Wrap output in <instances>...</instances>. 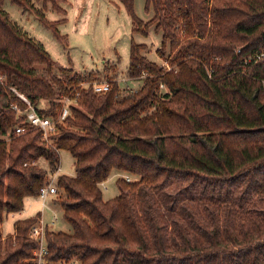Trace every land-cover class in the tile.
<instances>
[{"label": "trees", "instance_id": "16d2710c", "mask_svg": "<svg viewBox=\"0 0 264 264\" xmlns=\"http://www.w3.org/2000/svg\"><path fill=\"white\" fill-rule=\"evenodd\" d=\"M13 1L31 7L67 41L44 12L49 4L63 10L59 0H36L40 7L34 0ZM120 1L133 32L147 34L154 26L162 33L157 52L172 66L150 60L146 45L132 41L126 74L148 73L133 91L121 87L114 66L104 74L77 72L53 59L0 0V223L47 183L38 161L46 159L56 171L65 148L76 173L58 177L64 195L55 202L72 230L47 227L48 261L264 264V61L248 59L264 48V0H145L153 11L148 21L135 13L134 0ZM102 78L111 80L106 92L80 86ZM9 86L33 104L46 100L45 115L56 113L62 95L78 98L47 142L28 124L14 132L24 117L12 104H26ZM9 130L7 141L2 135ZM114 169L121 174L119 194L105 199L102 182ZM172 185L166 209L199 189L205 214L193 205L186 209L190 225L185 217L164 215L153 193L163 196ZM39 215L16 220L11 234L0 230V264H38L31 228Z\"/></svg>", "mask_w": 264, "mask_h": 264}, {"label": "rangeland", "instance_id": "374dc122", "mask_svg": "<svg viewBox=\"0 0 264 264\" xmlns=\"http://www.w3.org/2000/svg\"><path fill=\"white\" fill-rule=\"evenodd\" d=\"M34 2L38 7L42 6L41 1L34 0ZM59 4L63 10H56L49 4L44 12L49 20L58 21V29L62 34L67 35L66 42L59 40L52 30L40 21L31 7L25 8L13 0H4L3 8L13 21L30 36L41 42L53 59L61 64L71 66L77 72L100 71L101 74H104L106 66H114L117 79L124 90L137 88L143 81V78H131L126 74L132 41L146 45L143 53L150 60L159 64L165 63L164 58L157 52V48L162 43V33L157 31L154 26L149 28L147 34L133 32V20L120 0H59ZM134 10L144 21L150 20L153 16V11L146 7L145 0H134ZM38 105L39 108H43L47 105V101L42 100ZM59 153L58 177L62 174L75 175L72 153L65 148L60 149ZM38 163L47 170L48 175L53 173L46 159L42 158ZM119 173L117 169H114L104 182L105 186L102 187V191L105 199L119 194L117 185ZM174 192V185H172L162 192L163 196L153 193L160 202L159 210L164 215L169 218L182 216L181 218L187 219L189 213L185 210H190L192 205L200 210V214L204 213L202 205L204 195L199 189L182 193L179 204L171 209H166L163 202L171 200L174 197ZM63 195L64 192L59 191L58 194L49 195L45 201L39 195L28 196L21 211L4 214L3 221L0 223L2 234L13 233L16 220L33 217L39 213L38 219L43 218L49 229L71 231L72 226L65 219L62 207L55 202L56 197ZM186 222L190 225L188 219ZM197 236L203 239L199 233ZM43 264H65V262L47 260Z\"/></svg>", "mask_w": 264, "mask_h": 264}, {"label": "built area", "instance_id": "2783aa9c", "mask_svg": "<svg viewBox=\"0 0 264 264\" xmlns=\"http://www.w3.org/2000/svg\"><path fill=\"white\" fill-rule=\"evenodd\" d=\"M249 60L264 61V48L259 49L248 57ZM165 66L167 69H171L172 66L165 61ZM209 73H211V68H208ZM148 73L144 71L139 77L144 78ZM211 75V74H210ZM2 80V76H0ZM111 80L108 78L85 80L81 82L80 86L85 88L91 86L93 91L96 93H103L109 90ZM264 86V80H263ZM161 87H165L161 84ZM18 96L22 98L26 106H22L18 102L12 104V108L16 112L17 117H24L22 123L17 124L13 130L16 134L26 131L28 124L29 127L38 128L42 131V138L47 142H50L51 136L55 134L58 130L59 124H64L65 119L71 113V105L77 102L78 94L72 96L70 94H64L59 98L60 106L54 115H45L40 112L39 105L33 104L29 97L22 91L18 90L15 86H9ZM134 88H129L128 90L133 91ZM11 130H9L5 135H2L7 141L11 140ZM60 168V166H59ZM53 171L48 175L47 183L44 184L39 192V196L45 201L49 195L58 193L57 178L58 171ZM125 178L130 181L133 179L130 175H125ZM102 186H105L102 182ZM48 224L44 222L43 218H39L38 221L31 228V236L38 242V247L35 249V258L38 264H43L47 261L46 254L48 253L47 242H46V230ZM78 260H71L69 262L65 261V264H78Z\"/></svg>", "mask_w": 264, "mask_h": 264}, {"label": "crops", "instance_id": "0c3cea01", "mask_svg": "<svg viewBox=\"0 0 264 264\" xmlns=\"http://www.w3.org/2000/svg\"><path fill=\"white\" fill-rule=\"evenodd\" d=\"M121 174L119 173V176H120ZM27 198V197H26Z\"/></svg>", "mask_w": 264, "mask_h": 264}]
</instances>
